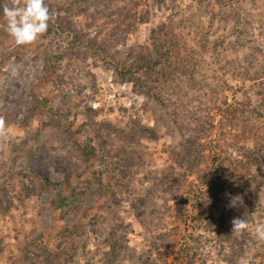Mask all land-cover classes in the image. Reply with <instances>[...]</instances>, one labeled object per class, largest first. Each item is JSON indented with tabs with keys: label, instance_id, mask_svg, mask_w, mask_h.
Segmentation results:
<instances>
[{
	"label": "rangeland",
	"instance_id": "rangeland-1",
	"mask_svg": "<svg viewBox=\"0 0 264 264\" xmlns=\"http://www.w3.org/2000/svg\"><path fill=\"white\" fill-rule=\"evenodd\" d=\"M45 3L0 16V264H264V0Z\"/></svg>",
	"mask_w": 264,
	"mask_h": 264
},
{
	"label": "clouds",
	"instance_id": "clouds-1",
	"mask_svg": "<svg viewBox=\"0 0 264 264\" xmlns=\"http://www.w3.org/2000/svg\"><path fill=\"white\" fill-rule=\"evenodd\" d=\"M4 28L13 43L17 46L29 45L44 34L49 22L54 18L45 0H12L11 4H4L0 8ZM239 198V197H236ZM236 198L232 206L236 204ZM231 233L240 236L249 227L248 221L244 218H234L231 221ZM257 242L264 243V223H258L254 229Z\"/></svg>",
	"mask_w": 264,
	"mask_h": 264
}]
</instances>
